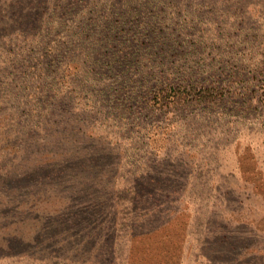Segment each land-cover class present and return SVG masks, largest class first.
<instances>
[{
    "label": "rangeland",
    "instance_id": "rangeland-1",
    "mask_svg": "<svg viewBox=\"0 0 264 264\" xmlns=\"http://www.w3.org/2000/svg\"><path fill=\"white\" fill-rule=\"evenodd\" d=\"M188 1L226 101L157 112L55 57L88 3L0 0V264H264V0Z\"/></svg>",
    "mask_w": 264,
    "mask_h": 264
},
{
    "label": "trees",
    "instance_id": "trees-1",
    "mask_svg": "<svg viewBox=\"0 0 264 264\" xmlns=\"http://www.w3.org/2000/svg\"><path fill=\"white\" fill-rule=\"evenodd\" d=\"M72 1L70 5L75 9L80 2L88 4L70 16L69 34L65 36L67 31H63L61 39L66 41L57 46L59 55L55 57L60 59L65 51L69 64H88L86 75L103 86V93L112 96L122 92L125 102L145 101L142 109L152 108L157 112L226 101V88L218 87L219 74L213 70L217 59L210 58L211 70L202 72L201 68L205 60L202 54L215 50L213 47L218 44L203 42L200 34L205 16L203 4L197 6L201 7L196 9L198 12H193L188 0ZM216 4L221 8L216 10L220 16L216 21L212 16L211 23L226 29L232 27L222 36L225 45H229L233 39L231 32L238 26L234 24L240 17L239 10H243L245 3ZM67 7L69 15V4ZM68 41L71 45L67 46ZM227 69L221 74L230 79L236 77L237 68L230 72ZM260 74L264 75V70ZM104 80L111 84L105 85Z\"/></svg>",
    "mask_w": 264,
    "mask_h": 264
}]
</instances>
